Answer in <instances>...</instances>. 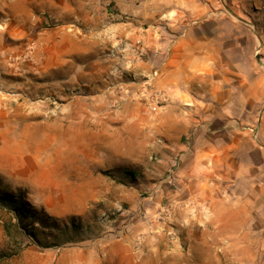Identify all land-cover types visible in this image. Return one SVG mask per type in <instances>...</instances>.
Segmentation results:
<instances>
[{"label":"rangeland","instance_id":"rangeland-1","mask_svg":"<svg viewBox=\"0 0 264 264\" xmlns=\"http://www.w3.org/2000/svg\"><path fill=\"white\" fill-rule=\"evenodd\" d=\"M71 1L0 0V193L21 195L62 229L40 226L39 245L0 204V264H56L118 240L136 254L155 246L182 255L183 264H264V172L262 185L225 201L214 193L183 209L167 195L177 189L175 167L162 170L160 151L115 90L133 42L69 19ZM204 7L231 20L232 60L264 72V0ZM179 10L185 19L189 8Z\"/></svg>","mask_w":264,"mask_h":264},{"label":"crops","instance_id":"crops-1","mask_svg":"<svg viewBox=\"0 0 264 264\" xmlns=\"http://www.w3.org/2000/svg\"><path fill=\"white\" fill-rule=\"evenodd\" d=\"M210 2L72 0L69 5V19L133 42L126 75L115 90L142 124L147 142L160 151L162 170L175 167L177 189L164 191L181 197L180 204L188 206L183 209L190 207L188 200L214 193L225 201L232 197L229 191L261 184L264 172V72L252 62L232 60L231 20L211 15L204 7ZM184 6L189 10L182 19ZM139 38L143 56L137 53ZM155 91L168 103L152 114L146 101ZM89 246L59 256L56 264L184 261L182 255L156 254L155 246L154 252L136 254L122 240L96 244L97 255Z\"/></svg>","mask_w":264,"mask_h":264},{"label":"trees","instance_id":"trees-1","mask_svg":"<svg viewBox=\"0 0 264 264\" xmlns=\"http://www.w3.org/2000/svg\"><path fill=\"white\" fill-rule=\"evenodd\" d=\"M120 171H123L125 174L131 175L135 178L139 174L138 171L131 168H121ZM105 173L111 176L113 175L112 171H105ZM135 178L133 181L136 180ZM0 204L14 212L21 229L39 245L41 244L35 230L44 232V229L40 226L43 225L52 229H60L62 232V229L59 227L56 219L45 214L43 211L32 209L21 195H15L8 192L0 193Z\"/></svg>","mask_w":264,"mask_h":264},{"label":"built area","instance_id":"built-area-1","mask_svg":"<svg viewBox=\"0 0 264 264\" xmlns=\"http://www.w3.org/2000/svg\"><path fill=\"white\" fill-rule=\"evenodd\" d=\"M137 47V53L139 56H143L146 52V47L143 44V39L139 38L135 42ZM147 106L151 113H158L161 109L167 105L168 97L158 91L152 93L147 99Z\"/></svg>","mask_w":264,"mask_h":264},{"label":"water","instance_id":"water-1","mask_svg":"<svg viewBox=\"0 0 264 264\" xmlns=\"http://www.w3.org/2000/svg\"><path fill=\"white\" fill-rule=\"evenodd\" d=\"M258 58H259V56H258Z\"/></svg>","mask_w":264,"mask_h":264}]
</instances>
